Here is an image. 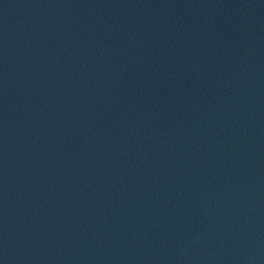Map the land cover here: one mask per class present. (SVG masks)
Returning <instances> with one entry per match:
<instances>
[{"label":"water","instance_id":"1","mask_svg":"<svg viewBox=\"0 0 264 264\" xmlns=\"http://www.w3.org/2000/svg\"><path fill=\"white\" fill-rule=\"evenodd\" d=\"M0 264H264V0H0Z\"/></svg>","mask_w":264,"mask_h":264}]
</instances>
